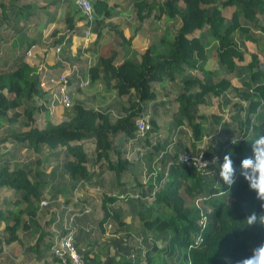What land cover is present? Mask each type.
Segmentation results:
<instances>
[{
    "label": "trees",
    "instance_id": "trees-1",
    "mask_svg": "<svg viewBox=\"0 0 264 264\" xmlns=\"http://www.w3.org/2000/svg\"><path fill=\"white\" fill-rule=\"evenodd\" d=\"M92 2L97 15L108 16L115 6L107 0ZM133 5L135 15L142 21L165 15L169 20L178 21L179 25L172 31L171 22L159 42L150 43L142 51L132 47V37H127L121 26L112 25L113 46L120 47L123 58L118 57L115 47H111L108 52L98 55L97 63L89 67V75L91 80L102 77L108 87L126 98V104L121 106L122 112L113 116L109 109L87 107L76 99L67 107L68 118L59 122L48 119L43 127H38L33 110H46V107L23 103L25 99H34V96H46L49 89L44 92L39 85L41 69L21 60L14 68L0 70V117H4L9 125L0 141L9 136L17 140L22 149L36 153L44 146L52 149L51 154L57 153L59 147L63 148L61 167L70 175L73 188L92 183L94 166L109 173L121 192L102 193L98 216L92 212L93 226L81 228L86 234L97 228L116 234L122 227L133 226L122 213L126 197L140 203L135 208L134 222L144 230L167 233L165 240L145 249L140 261L126 256L116 260L95 259L86 251L83 253L85 264H167L168 261L175 264H223L221 258L226 255L235 264L236 260L250 255L252 247L264 241V228L259 224L249 228L245 219L253 211L258 214L264 212L261 201L255 199L256 193L249 190V182L244 175L257 179L259 173L242 166L243 158L256 162L258 152L253 151L252 145L264 135V65L262 56L249 50L244 42L247 35L264 39V23L260 22V15H264V0H135ZM65 22L68 30L75 28L71 17L68 16ZM55 34L53 32L52 36ZM59 40H53V44ZM237 61L244 62L249 71L250 82L246 85L232 80ZM166 78H177L180 82L175 97L172 99L167 95L164 101L175 103L179 115L170 120L173 133L178 137H191L184 147L173 145L170 149L167 148L166 137L162 141L151 138L158 124L155 116L149 117L147 103L158 97L154 83ZM68 82L71 83L69 79ZM210 96L219 100L218 106L226 96L230 97L227 102L229 110L226 116L218 110L211 112V126L205 131L202 121L208 116L199 114L198 119L193 120L190 110ZM139 117L149 118L150 127L134 144L139 149L127 158L114 143L119 135L129 138L136 135ZM185 118L192 128L188 136L180 130ZM84 138H92V152H88L80 142ZM199 150L210 157L214 154L219 157L217 162L210 164L217 174L224 156L231 153L234 184L230 190L220 178L219 181L217 177L211 180L196 166L180 160L183 152L194 154ZM258 150H264V145H260ZM15 151L9 148L0 150V157H4L0 164V186L14 188L28 202L23 228L39 227L47 219V212L40 210L39 206H42V200L48 204L47 199L40 200L43 181L38 165L41 158L37 154L33 161L13 163V159L18 157ZM112 152L116 158H111ZM140 167L144 170H141V175L136 173ZM152 170L156 171L155 178L160 179L164 175L160 186L151 185L148 182L151 177L148 184L143 181ZM130 171L134 174L132 183L126 177ZM152 190H155L154 197H139ZM219 190H225L229 197L216 196ZM197 195L206 199L202 201L206 207V223L202 230L200 208L190 202V198L193 201ZM88 209L84 204L81 209L69 210L67 214H74L72 224L77 226V217L82 218L92 211V208ZM18 218L19 215L13 224L6 225L5 231L9 234L2 240L18 238ZM200 231L201 240L195 241ZM44 234L38 236L36 246L44 241L49 248L53 234ZM54 259L62 264L56 256Z\"/></svg>",
    "mask_w": 264,
    "mask_h": 264
},
{
    "label": "crops",
    "instance_id": "crops-1",
    "mask_svg": "<svg viewBox=\"0 0 264 264\" xmlns=\"http://www.w3.org/2000/svg\"><path fill=\"white\" fill-rule=\"evenodd\" d=\"M134 1L107 0L110 5H115L113 11L114 9H118L119 11L114 14L112 20L108 21L105 18L113 15V13L108 16L102 14L97 15L91 32L87 37H84L86 24L83 14L75 0H0V68H14L21 60L40 69L43 66L41 70L42 79L49 86L59 88L58 76L70 63L74 62L80 70L81 78L89 79V83L80 85L78 84L80 80L75 74L69 76L71 83L68 89L72 101L79 99L87 107H94L100 110L107 109L101 105L100 98H102L101 94L109 88L112 89L110 92L112 93L113 99L112 108H109V110L114 114L116 112L113 111V107L119 105L120 110L116 111L117 113H121V106L126 104V98L119 96L114 88L108 87L102 77L91 80L89 75V67L97 63L99 60L98 55L108 52V49L111 47H115L119 52L118 57L120 55V58H123V51L119 49L120 47L117 45L113 46L114 35L111 29L112 25L118 24L122 27L127 37H132V47L137 51L144 50L150 43H158L160 38L166 33L165 30L168 29L166 28L167 25H170L171 22L172 31L179 25L178 21L176 22L174 19L169 20L165 15L159 19L150 17L144 21L140 20L135 15ZM3 13L5 16L2 17ZM68 16L74 21L75 28L72 30H68L65 22ZM150 20L156 21L151 26V29L146 24ZM260 22L264 23L263 14L260 15ZM53 32H56L54 36H52ZM169 33L171 34V31H168ZM252 36H245L244 42L249 50L255 51L262 56V65H264V39L255 35ZM57 39L60 40L54 45L53 40L55 41ZM59 44H61V48ZM254 45L255 49L251 48ZM57 47H59V50ZM169 80L176 84V90L178 91L180 89L179 80L177 78H169ZM167 81L165 79V83ZM158 82L161 83L160 86L162 89L158 93L156 100L147 103V112L149 117L155 116L157 118L158 124L157 131L151 134V138L155 141L156 139L162 141L170 131L169 123H164L162 119V116L166 114L168 109L166 108V103L168 102L164 101V99L167 98L169 92L163 80ZM42 96L45 102L44 106L47 109L33 110V116L36 117L35 124L38 127H43L48 119L53 122H59L68 118L67 107L59 103L50 104L49 98L46 101L45 95L43 94ZM26 100H24L23 104H25ZM41 100L40 97L34 96V99L29 100V103L40 105ZM118 115L116 114V116ZM8 126L7 120L4 117H0V140L5 136ZM7 138L4 141H0V150L5 151L8 148L15 149L18 157L13 159V163L23 162L25 160L30 162L33 161V158L37 154L40 156L41 162L38 166L42 170L40 178L43 181L40 200L47 199L48 204L39 206L40 210L47 212V219L44 224L41 223L39 227H27V229H24L23 224L27 220L25 211L28 202L22 199L20 193L14 188L0 186V264H59L51 254L50 247L48 248L46 242L43 241L39 246H36L38 236L44 233V235L47 233L53 234L54 240L62 229L66 213L69 210L81 209L84 204L89 207L88 210L92 208V211L82 216V218L77 217L76 219V224L79 229L75 238L77 246L83 253L87 251L92 258L103 260L98 255L95 257L92 256L93 252L103 253L102 251L104 249L102 246L97 245L96 247H92L91 245L96 240L101 241L102 244L105 243V249L107 251L112 244V239L109 238V235H112V231H101L97 228L91 233L86 234L81 228L88 229L93 226L92 212L98 216L102 193L121 192L119 188L117 189V185L110 179L109 173L102 169V171H99L100 168L94 166L95 171L92 172V183L89 182V185L73 188L71 187L72 179L70 175L62 171L61 163L62 158H64L63 148L59 147L57 153L54 154H51L52 149L46 146L41 147L38 153L30 150L34 152L32 157L25 154L26 149H22L17 140L9 136ZM80 142L84 144L85 149L88 148V152H92L94 146L92 138H84ZM114 144L116 147H120V145L127 147L129 146V138L125 135H119ZM166 145L169 148L170 145L167 143ZM172 148L170 147V149ZM113 155L114 153L112 152L111 158ZM3 160L4 157L1 156L0 164ZM142 160L145 164L144 158ZM141 170L142 167L136 173L141 175ZM133 175V171L128 172L126 175L131 183L133 182ZM100 190L101 194L99 193ZM144 205L145 203H143ZM139 206L140 203L126 197L123 201L122 213L126 220L129 219L127 222L133 221L134 223L135 208ZM18 215L19 223L17 224L16 230L18 238L11 241L2 240L4 236H8L9 234L5 231L6 225L13 224L14 218ZM135 223L137 224H135L136 227L134 226L131 230L140 229L142 231H148L144 230L138 222ZM52 227L53 230L51 231ZM33 245H35L34 248ZM109 258L107 257L105 259Z\"/></svg>",
    "mask_w": 264,
    "mask_h": 264
},
{
    "label": "built area",
    "instance_id": "built-area-1",
    "mask_svg": "<svg viewBox=\"0 0 264 264\" xmlns=\"http://www.w3.org/2000/svg\"><path fill=\"white\" fill-rule=\"evenodd\" d=\"M77 6L79 7L81 13L83 14L86 28L84 29V37H87L88 34L91 32L92 27L96 20V10L94 8L93 2L91 0H75ZM63 43V42H62ZM59 47L61 48V44H59ZM59 47L57 49L59 50ZM41 66V70H42ZM71 74H75L80 81H78V84L84 85L89 83V79L81 78L80 70L76 63L72 62L69 64V66L64 70L63 73H61L58 76L59 81V88H56V86H49L45 83V81L42 79V73L40 72L39 76V85L45 92V90L49 89L48 95L45 96L46 101L49 98L50 104L59 103L62 104L64 107H68L72 104V98L70 91L68 89V86L70 83L68 82L69 76ZM43 95V94H42ZM37 96L42 99L41 104L44 106V98L43 96ZM53 95V96H51ZM45 107V106H44ZM47 109V108H46ZM136 126H137V133L134 137H128L129 138V146L126 149V156L127 158H130L134 153L135 150L139 149V146H135L137 141L140 140L141 137L145 135V133L148 131L150 124L148 121V118L146 117H139L136 120ZM141 155V152L139 153ZM215 158V159H214ZM219 157L214 154L211 157L205 154V151L200 150L197 151L194 154H191L190 152H183L180 155V160L184 161L187 164H192L196 166L202 175L209 176L211 172H215L213 167H210L211 163L217 162ZM168 171V167H166ZM167 176V172H165ZM156 171L152 170L149 175H145V179L143 180L146 184L148 182L153 185L154 187L160 186L164 175L158 179V181L155 178ZM151 177V180L148 181V179ZM148 181V182H147ZM152 195H151V194ZM155 190H152L151 192H148L144 195H139L141 199H146L148 197H154ZM222 193V191H218L216 194ZM135 195V194H134ZM136 196V195H135ZM205 196L203 195H197L194 198L195 204L200 208V223H201V230L205 226L206 223V207L202 205V201H205ZM46 200L41 201V205L46 204ZM74 220V214L68 213L66 214V217L63 220L62 229L61 231L56 235L55 239L53 240L52 245L50 246V252L52 255L59 258V260L62 262V264H85V257L84 254L79 250L77 243H76V226L72 224ZM201 240V231L196 235L195 241Z\"/></svg>",
    "mask_w": 264,
    "mask_h": 264
},
{
    "label": "rangeland",
    "instance_id": "rangeland-1",
    "mask_svg": "<svg viewBox=\"0 0 264 264\" xmlns=\"http://www.w3.org/2000/svg\"><path fill=\"white\" fill-rule=\"evenodd\" d=\"M119 10H115L112 12L113 15L111 16H108L105 18V20H112L114 14L116 12H118ZM156 21L155 20H150L148 21L146 24L147 26L151 29V26H153V23H155ZM113 23V22H112ZM256 44V43H254ZM251 48L255 49V45L254 46H251ZM211 56L213 57V53H211ZM245 63L244 62H239L237 61L236 62V73H234L232 76L233 77V81L237 83V80L238 82L240 81L242 85H246L248 82H249V71L248 69L245 67L244 65ZM2 69V67L0 68V70ZM226 74V73H225ZM235 76L237 78H235ZM238 77L241 78V80L238 79ZM168 81L165 83V79L163 80V83L166 85L167 87V91L169 92L168 95H171L172 96V99L175 97V94L178 92L176 90V84L173 82H171L169 80V78H166ZM160 82H155L154 83V86L156 88V90L158 92H160V90L162 89V87L160 86ZM112 89H109L102 93L101 96L102 98L101 99V102H102V106H104L105 108L109 109V108H112V93L110 92ZM229 98L230 97H225L221 102H220V106H218L219 104V100L215 99V97H208L206 98L205 102L200 104V105H196L195 107H193L190 111L192 113V116H193V120H197V115L199 114H204L205 116L207 115V120H205V118L203 117V121H202V124L204 125V130L205 131H208L210 129V126H211V123H210V117H209V114L211 112H216L217 110L219 112H221L224 116L228 115V104L227 102L229 101ZM32 100V99H30ZM30 104L29 103V100H26L25 101V104ZM115 104V103H113ZM166 108L167 111H166V114H164L162 116V119L164 120V123H171V119H175L176 117H178V113L176 112V105L175 103H166ZM31 105H33V103H31ZM101 106V107H102ZM116 110H120V106L117 105L115 107H113V111L116 112V113H112L113 116H116V114H119L120 112L117 113ZM48 114V113H47ZM48 118V116H47ZM34 119H35V122H36V117L34 116ZM149 119V118H148ZM202 119V118H201ZM169 120V121H168ZM168 121V122H167ZM209 123V124H208ZM169 132L165 135V137L167 138V144H169L170 146L169 147H172L173 145H178L179 147H184V145L188 144L189 140L191 141V137H178L177 136V133H173V130L172 128H169ZM180 130L182 131H185L187 133V136L189 134H191V130L192 128L190 127V124L188 123V120L185 118L184 120V123L183 125L180 127ZM11 139V138H10ZM121 149H122V153L125 154V151L126 149L128 148L127 147H124L123 145H120ZM182 148H178V150H181ZM200 151V150H199ZM114 153V152H113ZM25 154H28L29 156H32L34 154V152L30 151V150H26V153ZM33 157V156H32ZM114 158L115 157V153L113 155ZM212 176V177H211ZM215 176V177H214ZM217 177V178H216ZM207 178H210L211 180H214L216 178V180H218L219 178V173L217 174V172H215L214 174L212 175H209ZM101 194V190L99 192ZM221 195H223L224 197H229V194L226 192V193H222ZM190 202H192L193 204V201H192V198H190ZM124 216V215H123ZM131 218V217H130ZM128 219V217H127ZM129 221V219L127 220ZM130 224H132L133 226H130L129 228L128 227H124L123 229L120 228L118 230V232H116L117 234H112V235H109L112 239V244L110 247V249L108 248L107 251L105 249V243L104 241H102L104 244L101 243V241H94V244L91 245L92 247H96L97 245H100L102 246V248L104 249V251H102L103 253L101 252H93V255L92 256H96L98 255V257H102L103 260H106L105 258H112L114 260L118 259L120 256H126V257H129L130 259L132 260H135V261H140L142 260L143 258V252L145 251L146 248H149L151 247L154 243H159L160 241H163L167 238V233L166 232H159V231H156V230H152V231H142V230H138V229H135V230H131L134 226L136 227V223L133 221L132 222H129ZM136 224V225H135ZM51 225V224H50ZM50 227V226H49ZM54 227V226H53ZM53 227L51 228V231L53 230ZM79 231L78 227L76 226V233ZM110 244V243H109ZM82 252V251H81ZM83 253V252H82ZM167 264H175L174 261H168Z\"/></svg>",
    "mask_w": 264,
    "mask_h": 264
},
{
    "label": "clouds",
    "instance_id": "clouds-1",
    "mask_svg": "<svg viewBox=\"0 0 264 264\" xmlns=\"http://www.w3.org/2000/svg\"><path fill=\"white\" fill-rule=\"evenodd\" d=\"M260 145H264V135L256 139L252 145L253 151L258 152L256 162L254 163L250 158H243L242 166L244 169L253 168L256 172L259 173L257 179H253L252 177L247 176L246 173L244 175L245 180L249 182V190L256 193L255 199L261 201L260 206L261 208H264V150H258ZM214 171L216 172L215 169ZM233 171V158L231 153L229 152L224 156V160L219 171V178L224 184L228 185V190H230L232 185L234 184V181L231 179ZM219 191H222V193H226L225 190ZM222 193H218L216 194V196H221ZM193 204L198 207L195 204L194 200ZM245 219L249 228H253L257 224H259L261 228H264V212L258 214L257 212L253 211L249 213ZM221 259L223 260V264H233L232 258L230 256L226 255ZM235 264H264V241H261L260 243L252 247L251 254L236 260Z\"/></svg>",
    "mask_w": 264,
    "mask_h": 264
}]
</instances>
